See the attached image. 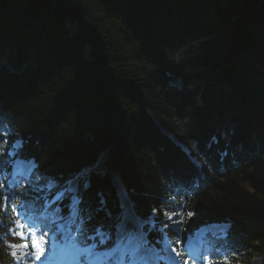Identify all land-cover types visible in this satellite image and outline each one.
Instances as JSON below:
<instances>
[{
	"label": "trees",
	"instance_id": "16d2710c",
	"mask_svg": "<svg viewBox=\"0 0 264 264\" xmlns=\"http://www.w3.org/2000/svg\"><path fill=\"white\" fill-rule=\"evenodd\" d=\"M197 39L193 55L169 56ZM16 139L57 189L79 179L88 232L112 229L118 182L139 217L173 218L167 237L226 223L217 257L261 253L264 0H0V178Z\"/></svg>",
	"mask_w": 264,
	"mask_h": 264
},
{
	"label": "rangeland",
	"instance_id": "374dc122",
	"mask_svg": "<svg viewBox=\"0 0 264 264\" xmlns=\"http://www.w3.org/2000/svg\"><path fill=\"white\" fill-rule=\"evenodd\" d=\"M68 26L70 28L74 27L73 24H68ZM200 40L201 39L191 41L189 43L181 45V46H179L175 49H172V50L168 49L167 52H168L169 56L174 60L184 59L185 56H191L195 53L196 50H198V46L200 45V43H199ZM187 49H192L195 51L186 52L185 50H187ZM204 79H205V77H201V78L198 77L197 79L193 80V82L187 87L188 88H195L196 85L203 82ZM171 84L174 86H178V87L182 86L181 82L178 80L172 81ZM228 120H229V118H227V120L223 122V127H227L230 130V127L233 125V123L229 122ZM229 130H227V131H229ZM171 135L173 136L172 139L174 141L178 142L179 144H183L173 134H171ZM14 143H16V142H14ZM14 143H13V145H11V149L7 150V155L8 154L10 155L9 163L11 164L13 171L15 170L14 174H16L19 172V170L23 171L25 168H27L28 163L30 161L26 162L24 160L18 159L19 157H17V155L12 152ZM105 153L106 152L102 153L101 156L103 157V155ZM14 158H16V159H14ZM20 162H21V164H20ZM102 169H103V167H100L99 169H97V171H101ZM13 171L11 172V175H12ZM16 177H17L16 180L13 182L12 185H10L11 187L9 188L8 195L4 198V202H3L4 216L7 219V221H10V223H12L14 226H15L14 221L16 219H20V220L24 221V215L17 217L15 214V211L12 208L13 204L17 205V206L21 205L22 204V198H23L22 196L25 194H30V192H28V191H36L37 193H42V192L50 190L51 188H53L55 186V183L53 182L52 179L44 178L43 176H39L36 178L28 177L25 181L22 180L23 178L20 176V174H18ZM4 178H8V177H3L2 180ZM73 183L74 182H71L69 184L68 188L66 189V193H67L66 197L71 196L70 197L71 204H73L77 200L76 198H74V194L76 192V183H74V184ZM116 189H117L116 194L118 196V202L125 209L124 215L121 218L120 222H123V224H124L126 222L128 216H130V217H133L134 222H135L134 224L137 225L139 228L138 231H135V230L130 231L129 236H128L129 241L131 242V241L135 240L136 238H138L137 244L144 242L145 237L143 234H141L140 228L143 224H146V226L149 229L155 228L156 224H157L155 222L156 216L151 215V217L145 222L137 220L134 216H132L133 214H132L131 207H130L131 205H130L129 200L127 198L126 192L123 191V189L119 187L117 182H116ZM37 193H36V195H37ZM60 194H61V192L57 193L51 201H47L43 206H42L43 202L41 204L29 202L28 203L29 205H27V206L24 205L23 208L16 209V211L23 212L25 215L28 216L29 219H28V221H25L26 224H28L30 222L31 224L36 226V228L38 229L39 232L47 234L46 235L47 243L44 246V256L43 257L49 256V258H50L49 260L51 261L50 264H57L59 260H62V258L64 256H66L64 254H60L58 258H56V259L52 258V259H54L52 261L51 255H50L51 252L55 249V247H61L62 244H64L66 241L73 239L72 244L75 246H78L80 251H85L88 248H91L93 245H95L92 243L91 244L86 243L87 238L84 236V233L81 230V226L75 222V216H74L75 212L72 213L71 216L66 218L64 221L58 220L59 217L60 218L62 217L61 216V209H62L61 203L57 204L59 201V198L61 197ZM9 197H11L10 203L8 202ZM64 197H65V195H64ZM45 217L47 218V221H48L47 226H45V223H44ZM52 220H55V223L51 224L50 222ZM61 220H63V219H61ZM165 221L166 222L168 221L170 226L173 224L172 223L173 220L172 221L165 220ZM165 221L163 220L162 222H160L161 225H159L157 228L158 229L157 231H160V232L162 231V233H163V234L161 233V235H162L161 240L157 244L151 243L150 247H144V246H141V247L145 248L146 250H149V249L155 248L156 245L157 246L159 245V247H160L159 250L163 251V255H160L159 257L162 258L163 260L167 259V256H168L167 253H169V255H173V253L166 251V249L172 248L174 245L177 248L178 252L181 253L180 256H181L182 261L187 260L188 264H205V262H207V264H232L228 260L222 262L219 260L212 259L210 254H209V249L206 246V243L208 240H205V238L203 239V241H205V242H204L203 247H202L203 250H202L201 257H198L197 259L193 260V258H191L189 256V251L192 252V246H193L194 242L190 243V241L194 240V236L192 237L193 240L192 239L187 240L184 244L180 243L179 241H178L179 243H177V242L172 243L170 240L167 239V236L165 234L166 229L163 227L165 224ZM66 224L71 225V229L67 228ZM118 224H115L117 229H116L114 243L112 246H114V244H116V242H117ZM140 224H142V225H140ZM225 229H226V227L224 225H222V226L218 225L216 227H211L209 230H212L213 232H218L219 233L218 235L223 237L221 231H223ZM56 231H59V232L56 233ZM62 232L69 233V238L67 240H63V238L61 237ZM211 235L212 234L207 236L206 239L211 238L212 237ZM198 236H199V234H198ZM11 237L15 238L16 236L11 235ZM99 237L101 240H108V236L105 235V233H103V232H99ZM139 239L141 240V242ZM196 239H200V241H201V238H196ZM3 240L5 242V245H7L9 243V240H7V238L4 237ZM203 241H202V243H203ZM23 243H24V241L21 240L20 243L16 244V245H20ZM72 244H71V242H69V245H72ZM105 244H106V242H105ZM10 245H13V244L10 243ZM112 246L108 250H105V249L98 250V251H101V252H99L101 254L100 259L104 260L109 256V254L111 255L112 251H110V253H109V250L112 248ZM95 248H96V246H95ZM13 249H14L13 247H9V251L11 253L14 252ZM30 250H31V240L29 238L28 249L19 248V249H16V251H15L17 258L20 261V264H34L33 259L31 257L21 256L22 252H26V251H30ZM89 250H91V249H89ZM87 253L89 254L88 250H87ZM91 254L92 253H90L89 255H91ZM196 255H193V256H196ZM76 256L77 255L73 256L72 259L70 261H68L66 264H73V262L77 260ZM80 257H81V254H80ZM43 260H46V259L44 258ZM109 262H111V259H109V260L107 259L108 264H110ZM15 263L17 264L16 259H15ZM38 263L39 262H35V264H38ZM78 264H88V263H86L83 260V261L79 262ZM235 264H264V250L261 253L254 254L252 256L247 254V255H245V257L242 260H240L238 263H235Z\"/></svg>",
	"mask_w": 264,
	"mask_h": 264
},
{
	"label": "snow or ice",
	"instance_id": "6c2138e0",
	"mask_svg": "<svg viewBox=\"0 0 264 264\" xmlns=\"http://www.w3.org/2000/svg\"><path fill=\"white\" fill-rule=\"evenodd\" d=\"M67 195V193H65ZM74 198L78 199V195L74 196ZM11 197L8 198V202L10 203ZM24 204L22 203L21 205H12L13 210L15 211V214L17 217L24 215V221L20 219H16L14 221L15 228L10 229V233L12 235L18 236L22 241H24L23 244L20 245H9L10 247L13 248H23V249H28V240L30 238L31 240V250L22 252L21 256H28L33 259V262H39L41 261L42 257L44 256V246L47 243L46 240V233H41L38 231L35 225L31 224L30 222L28 224L25 223V221H28V216L25 215L23 212L16 211L18 208H23ZM156 210L153 209V212ZM189 216L192 215V213H188ZM169 221H172L171 216L166 217ZM47 218L45 217L44 223L45 226H47ZM177 226L182 225L184 223V218L183 216H180L179 220L174 222ZM165 229L168 227L167 224L163 226ZM121 228L123 229V224H121ZM163 234V233H162ZM110 238V234L108 236ZM179 243V242H177ZM166 251L174 253L176 262L177 264H180L179 262V257L181 255L180 252L177 251L176 248H168ZM146 252V249L140 246H132L128 248L125 252H123L119 258L118 264H145L144 259L142 258V254ZM11 255L14 257V259L17 260V264H20L19 259L17 258L16 252L11 253ZM191 255V253H189ZM79 259V258H78ZM162 259V258H161ZM197 259L196 256H193V260ZM148 264H159V260L155 261H150ZM183 264H188L187 260L183 261ZM207 264V262H205Z\"/></svg>",
	"mask_w": 264,
	"mask_h": 264
},
{
	"label": "bare ground",
	"instance_id": "6f19581e",
	"mask_svg": "<svg viewBox=\"0 0 264 264\" xmlns=\"http://www.w3.org/2000/svg\"><path fill=\"white\" fill-rule=\"evenodd\" d=\"M10 159V158H9ZM14 159H16V158H14ZM18 159H21V160H24V161H30L29 163H28V166L29 165H31V163H32V165L31 166H33L34 167V162L30 159V160H25V159H22V158H18ZM8 163H9V161H8ZM20 164H21V162H20ZM23 164V163H22ZM9 166H10V168H11V171H10V173H7L5 176H2L1 178H0V180H2V178L3 177H9L10 175H11V172L13 171V169H12V167H11V164L9 163ZM132 216H135L134 214L132 215ZM136 218H138V216H135ZM121 224H123V222H120L119 224H118V228H119V230H120V234L118 235V241L116 242V244L113 246V248L111 249V255H114V256H116L117 258H120V256H121V254L123 253V252H125L128 248H130V247H132V246H143V243H139V244H137V240H138V238H136L135 240H133V241H129V239H128V236H129V233H130V231L131 230H135V231H138V226L137 225H135L134 224V219H133V217H130V216H128V218H127V220H126V222L123 224V229L121 228ZM141 225V224H140ZM216 226H218V225H208V226H206L205 228H203V230L202 231H205V230H209L211 227H216ZM219 226H222V225H219ZM162 232V231H161ZM200 236H198L197 238H199ZM140 240V239H139ZM205 240H206V238H205ZM202 241H203V239H201V241H200V239H197V241H193L194 243H193V246H192V256L193 255H196V253H197V245L195 246V244H198L199 246L202 244ZM198 242V243H197ZM68 245L66 246V248L65 249H61V247L60 248H58V250H55L52 254H51V259L52 258H54V259H56V258H58L59 257V255L60 254H64V255H67V254H69L70 252H73V251H75V247L73 246V245H69V242L67 243ZM74 247V248H73ZM153 249V248H152ZM157 250L159 251V247L157 248ZM155 251V250H154ZM154 251H151V250H148L147 252H144L143 254H142V257L143 256H145L146 258L147 257H150V259H149V261H151V260H154V257H153V252ZM88 252H89V254L90 253H92L91 255H89L88 256V260H89V262L90 263H94L95 261H97L98 259H100V257H101V254L99 253V252H95V253H93V251L92 250H88ZM53 256V257H52ZM54 259H52V261L54 260ZM109 260V259H108ZM156 260V259H155ZM62 262H63V260H59L58 261V263L57 264H62ZM110 264H114V262H109ZM98 264H104V262H100V263H98Z\"/></svg>",
	"mask_w": 264,
	"mask_h": 264
},
{
	"label": "water",
	"instance_id": "95a60500",
	"mask_svg": "<svg viewBox=\"0 0 264 264\" xmlns=\"http://www.w3.org/2000/svg\"><path fill=\"white\" fill-rule=\"evenodd\" d=\"M162 130L164 131V129L162 128ZM169 136H170V134L168 133V132H166ZM173 138V137H172Z\"/></svg>",
	"mask_w": 264,
	"mask_h": 264
}]
</instances>
